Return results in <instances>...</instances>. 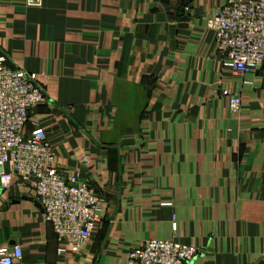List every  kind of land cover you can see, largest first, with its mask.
<instances>
[{
	"label": "crops",
	"instance_id": "obj_1",
	"mask_svg": "<svg viewBox=\"0 0 264 264\" xmlns=\"http://www.w3.org/2000/svg\"><path fill=\"white\" fill-rule=\"evenodd\" d=\"M227 1L0 0V51L47 97L26 131L44 128L57 168L103 209L81 250L59 254L37 199L0 190L14 264H125L153 238L194 245L190 264H264V63L222 64L207 19Z\"/></svg>",
	"mask_w": 264,
	"mask_h": 264
},
{
	"label": "built area",
	"instance_id": "obj_2",
	"mask_svg": "<svg viewBox=\"0 0 264 264\" xmlns=\"http://www.w3.org/2000/svg\"><path fill=\"white\" fill-rule=\"evenodd\" d=\"M39 7L42 0H24ZM207 27L224 66L243 75L264 63V0H228ZM47 102L35 74L8 64L0 51V190L18 182L37 199L44 221L51 224L58 253L78 252L102 219V204L95 188L55 165V147L44 128L26 125L34 109ZM233 95L229 107L237 110ZM175 224H173V227ZM197 248L172 239H149L129 250L125 264H190ZM22 248L0 246V264H14Z\"/></svg>",
	"mask_w": 264,
	"mask_h": 264
},
{
	"label": "water",
	"instance_id": "obj_3",
	"mask_svg": "<svg viewBox=\"0 0 264 264\" xmlns=\"http://www.w3.org/2000/svg\"><path fill=\"white\" fill-rule=\"evenodd\" d=\"M191 0H181L180 2V8L185 7Z\"/></svg>",
	"mask_w": 264,
	"mask_h": 264
}]
</instances>
